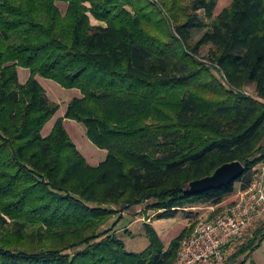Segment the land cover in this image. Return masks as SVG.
Here are the masks:
<instances>
[{
  "label": "trees",
  "instance_id": "1",
  "mask_svg": "<svg viewBox=\"0 0 264 264\" xmlns=\"http://www.w3.org/2000/svg\"><path fill=\"white\" fill-rule=\"evenodd\" d=\"M218 1L0 0V264H173L192 228L165 247L145 225L148 247L135 253L99 228L148 200L156 219H174L250 185L264 162V0L215 15ZM201 45L226 86L197 58ZM36 76L81 94L46 137L59 105ZM64 119L86 127L104 161L87 163ZM232 161L245 171L231 184L185 191ZM251 231L240 254L264 240V223ZM40 235L54 243L32 251Z\"/></svg>",
  "mask_w": 264,
  "mask_h": 264
},
{
  "label": "rangeland",
  "instance_id": "2",
  "mask_svg": "<svg viewBox=\"0 0 264 264\" xmlns=\"http://www.w3.org/2000/svg\"><path fill=\"white\" fill-rule=\"evenodd\" d=\"M191 0H182L181 5L186 7ZM232 0H219L216 6L215 15L219 14L223 8H226ZM59 9L64 12L66 9V4L58 3ZM181 17V16H180ZM91 23L94 25L99 24L92 16H91ZM202 30H193L191 32V40L190 44L191 47H195L199 42V39L202 35ZM214 48L209 45H201L200 46V54L197 55V58L207 64L210 67V73L214 78L219 80L221 84L224 83L226 86L225 80H223L220 72L215 69V67L210 66V61L207 59L208 56L212 55ZM18 78L20 83H25L30 77V71L24 68H17ZM37 80L41 81L42 87L46 91V95L48 99L52 102L59 105V110L56 114L46 123L43 135L46 137L52 129L53 125L56 120L65 117V112L67 109L68 104L73 100L74 97H80L81 94L79 90L73 89L68 90L63 88L61 85H57L55 82L43 79L39 76H36ZM244 93L248 94L251 97H256V93L254 92V86L252 84H247L243 87ZM63 125L66 128L70 138L76 144L77 149L79 152L83 153L87 163L91 166H97L105 159L106 150H101L97 148L90 140H88L86 132L87 129L81 123L77 121H72L69 119L63 120ZM261 145L264 146V139L261 142ZM96 147V148H95ZM95 148V149H94ZM82 155V154H81ZM91 160V162H90ZM89 161V162H88ZM261 165V164H260ZM257 166V167H260ZM151 200L145 202L144 204L134 206L133 208L123 211L120 214L110 216L106 219L105 224H103L99 228V232L106 231V229L113 228L114 234L118 239H122L125 248L127 251L135 253L141 252L145 248L148 247V238L146 237V230L145 225H152L154 226L159 238L164 242L165 247H168L169 243L177 237L179 233H181L185 228L186 230H191L199 221L205 219L208 215V209L205 210H197L196 208L187 209L185 211H179L176 218L174 219H156L157 211L151 209L150 204ZM220 205L217 209H221L222 207L228 205ZM200 207V206H199ZM199 211V214L198 212ZM254 231V230H253ZM250 231L246 237L234 241L231 245H229L224 251V259L220 264H235L239 262L241 259L244 264H264V240L257 250L250 253V249L244 250L240 254L239 250H243L244 246H247L249 240L252 238V232ZM5 232H0V238L5 236ZM3 234V235H2ZM7 235H10L7 233ZM68 237L66 240L69 241H76L78 237L73 238ZM29 245L34 247L32 251H36L42 242L44 246L42 247H49L50 244L53 242V238H49V240H41L40 236H35L34 240H29ZM40 249V248H39ZM236 254V255H234ZM239 254V255H238ZM234 256V258H232Z\"/></svg>",
  "mask_w": 264,
  "mask_h": 264
},
{
  "label": "built area",
  "instance_id": "3",
  "mask_svg": "<svg viewBox=\"0 0 264 264\" xmlns=\"http://www.w3.org/2000/svg\"><path fill=\"white\" fill-rule=\"evenodd\" d=\"M254 179L236 199L222 207H209L208 215L186 235L173 264H220L224 249L264 223V162Z\"/></svg>",
  "mask_w": 264,
  "mask_h": 264
},
{
  "label": "water",
  "instance_id": "4",
  "mask_svg": "<svg viewBox=\"0 0 264 264\" xmlns=\"http://www.w3.org/2000/svg\"><path fill=\"white\" fill-rule=\"evenodd\" d=\"M244 171L243 164L238 161L223 164L212 175L190 182L185 191L187 193H202L207 190L218 189L237 180Z\"/></svg>",
  "mask_w": 264,
  "mask_h": 264
},
{
  "label": "crops",
  "instance_id": "5",
  "mask_svg": "<svg viewBox=\"0 0 264 264\" xmlns=\"http://www.w3.org/2000/svg\"><path fill=\"white\" fill-rule=\"evenodd\" d=\"M38 81L40 82V84H41V81L38 79ZM96 148V147H95ZM94 148V149H95ZM81 154L82 155H84L82 152H81ZM106 156V155H105ZM86 159H87V157H86ZM89 162V161H88ZM90 162H91V160H90ZM237 192L235 193V194H233L232 196H230V197H228L227 199H225L224 201H222L221 203H219V205H216V206H213V207H219L220 205H225V204H227V203H232L235 199H236V197H237ZM209 207H211V206H209V205H204V206H195V207H192V208H196L197 210H205V209H208ZM198 212V214H199V211H197ZM249 233V232H248ZM246 237V236H245Z\"/></svg>",
  "mask_w": 264,
  "mask_h": 264
}]
</instances>
